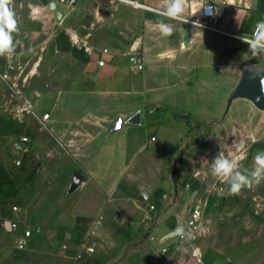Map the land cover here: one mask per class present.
Here are the masks:
<instances>
[{
    "label": "rangeland",
    "instance_id": "obj_1",
    "mask_svg": "<svg viewBox=\"0 0 264 264\" xmlns=\"http://www.w3.org/2000/svg\"><path fill=\"white\" fill-rule=\"evenodd\" d=\"M119 1L77 0L67 7L59 0H10L17 28L9 52L28 76L20 84L24 101L16 106L10 104L13 89L0 77V264H264V181L232 194L227 179L212 174L215 158L222 156L236 163L234 173L251 177L257 153L264 152V109L247 97L234 98L219 118L196 116L186 124L162 117L144 130L143 138L154 133L151 145L131 148L128 155L147 191L138 192L137 203L124 205L143 215L136 228L116 229L115 220L126 212L113 208V225L98 232L96 220L103 226L105 213H65L51 200L62 192L47 193L64 188L75 170L83 171L72 155L53 153L59 143L36 115L47 112L56 88L74 85L63 84L68 69L71 78L79 76V54L91 45L83 34L95 33L98 25L93 17L84 21L79 5ZM139 14L136 9L135 28ZM4 61L0 56V68ZM24 102L35 115L23 110ZM24 134L29 135L25 146L19 140ZM104 135L95 143L104 142L100 159L111 165L113 178L121 161L111 151L115 138ZM195 207L201 219L192 226ZM26 230L30 235L21 248L18 240ZM87 246L95 251L84 252Z\"/></svg>",
    "mask_w": 264,
    "mask_h": 264
},
{
    "label": "crops",
    "instance_id": "obj_2",
    "mask_svg": "<svg viewBox=\"0 0 264 264\" xmlns=\"http://www.w3.org/2000/svg\"><path fill=\"white\" fill-rule=\"evenodd\" d=\"M144 3L147 7L127 1L79 5L84 21L93 17L98 25L95 33L83 34L91 45L79 54L77 80L71 78L70 69L64 73L63 84L73 81L74 85L52 92L47 103L49 117L42 121L50 137L59 143L53 153L72 155L74 164L83 171V180L74 191L69 190L71 179L64 188L52 187L47 193L62 192L59 198L51 200L65 213H105L103 226L101 219L96 225L98 232L113 225L109 214L113 208L126 212L115 220L116 229L136 228V223L142 222L143 215L131 213L124 205L137 203L138 192L147 193L144 182L128 165L130 149L149 147L154 139V133L143 138L144 130L162 117L186 124L196 116L221 117L240 81L243 65L253 57L264 63V51L254 54L240 38L202 30L188 21L200 17L207 4H223L221 15L212 22L226 31L250 35L255 24L264 21V0H186L181 18L186 22L167 17L168 0ZM136 9L141 16L139 28H135ZM165 25L172 28L171 34L163 32ZM184 27L189 29L187 43ZM136 37L142 40L141 70L129 59L130 44ZM104 48L108 50L103 53ZM99 58L104 59V64H99ZM207 103H214L215 109ZM137 111L141 122L129 123L128 119ZM117 117L122 124L113 129ZM103 134L105 140L115 138L110 150L121 161L113 178L109 174L111 165L100 159L104 142L101 147L95 143ZM74 195V200L62 204Z\"/></svg>",
    "mask_w": 264,
    "mask_h": 264
},
{
    "label": "clouds",
    "instance_id": "obj_3",
    "mask_svg": "<svg viewBox=\"0 0 264 264\" xmlns=\"http://www.w3.org/2000/svg\"><path fill=\"white\" fill-rule=\"evenodd\" d=\"M10 0H0V56L6 57V54L12 50V33L17 28L14 14L9 8ZM186 0H168L166 15L169 19L183 21L182 15L185 12ZM206 11H212L210 8ZM193 21V24H198ZM165 34H171L172 28L165 25L163 28ZM242 42L248 43L253 49L254 54L264 51V21L257 23L253 36L250 40H245L243 36L239 37ZM256 167L251 173V177L239 172L234 173L236 163L222 156H217L213 163L212 174L216 177L226 178L229 191L232 194H238L244 187H252L253 184H259L264 181V152H258L255 157Z\"/></svg>",
    "mask_w": 264,
    "mask_h": 264
},
{
    "label": "built area",
    "instance_id": "obj_4",
    "mask_svg": "<svg viewBox=\"0 0 264 264\" xmlns=\"http://www.w3.org/2000/svg\"><path fill=\"white\" fill-rule=\"evenodd\" d=\"M122 1H127L131 3L132 5L139 6L137 3L133 1H128V0H122ZM59 2L64 3L67 7H73L76 4L77 0H59ZM207 8H210L212 11H206L205 9ZM216 17H217L216 7L212 4H207L203 7L200 17H197L195 19H189L188 21L192 25H194L193 21H198L199 23L194 26L202 30H213V31L224 32V33L231 34L237 38L243 36L245 40H250L252 38L257 23L262 22V21H259L255 24L250 35H241V34L226 31L225 29L215 25L214 22H212V20L216 19ZM88 49H89V46H88ZM107 50H108L107 48H104L101 52L104 53ZM141 50H142L141 37H136L135 40L130 44L129 59L137 70H141L144 68V62H143L142 57L140 56ZM98 61H99V64H104L103 58H99ZM24 72H25V67H24V64L21 62V60L18 59V57L16 56L14 52H8L6 54L5 61L2 67L0 68V77L3 80H5L10 85V87L13 89V92H14L13 95L15 97L13 96L10 99V104L14 106L19 105L20 103H23L24 101L22 90L20 88V84L24 82L28 76V74L27 73L24 74ZM24 109H26L28 112L33 113L34 115L36 114L33 111V108L31 107V105H27V103L24 104L23 110ZM36 116H38L41 121H44L49 117V113L46 112L41 116L39 115H36ZM19 140H20V143L25 146L26 143L29 141V135L28 134L21 135L19 137ZM24 150H26V147ZM20 162H21V159L16 160L17 164H20ZM200 219H201V209L199 207H195L191 214L190 225L196 226L199 223ZM99 223H100V218L96 220V224H99ZM29 235H30V230H26L24 233V236L18 240L19 247L22 248L26 245V241H27L26 238ZM94 251H95L94 246H87L84 252L92 253ZM81 256H82V253H79V257Z\"/></svg>",
    "mask_w": 264,
    "mask_h": 264
},
{
    "label": "water",
    "instance_id": "obj_5",
    "mask_svg": "<svg viewBox=\"0 0 264 264\" xmlns=\"http://www.w3.org/2000/svg\"><path fill=\"white\" fill-rule=\"evenodd\" d=\"M56 2L51 1L49 7L51 9L56 8ZM223 4L215 5L217 9V16L221 15ZM184 42L187 43L189 39L188 27L183 28ZM243 96L250 99L258 108L264 109V63L261 62H248L243 65L242 75L237 86L232 90L225 112L229 109L234 98ZM223 113V115L225 114ZM128 122L131 124H139L141 122L140 112L137 111L129 119ZM122 124L120 117H117L112 124V128H118ZM83 180V174L76 170L72 176V182L70 184V191H74L80 182Z\"/></svg>",
    "mask_w": 264,
    "mask_h": 264
},
{
    "label": "bare ground",
    "instance_id": "obj_6",
    "mask_svg": "<svg viewBox=\"0 0 264 264\" xmlns=\"http://www.w3.org/2000/svg\"><path fill=\"white\" fill-rule=\"evenodd\" d=\"M128 1H133V2L137 3L139 6L147 7V5H144L143 3H140V2L137 1V0H128Z\"/></svg>",
    "mask_w": 264,
    "mask_h": 264
},
{
    "label": "trees",
    "instance_id": "obj_7",
    "mask_svg": "<svg viewBox=\"0 0 264 264\" xmlns=\"http://www.w3.org/2000/svg\"><path fill=\"white\" fill-rule=\"evenodd\" d=\"M251 62H257V60L253 57L251 59ZM2 172H3V169L0 167V175L2 174Z\"/></svg>",
    "mask_w": 264,
    "mask_h": 264
}]
</instances>
